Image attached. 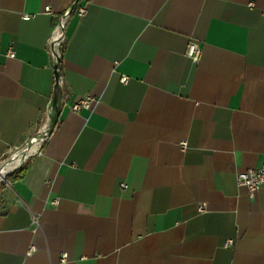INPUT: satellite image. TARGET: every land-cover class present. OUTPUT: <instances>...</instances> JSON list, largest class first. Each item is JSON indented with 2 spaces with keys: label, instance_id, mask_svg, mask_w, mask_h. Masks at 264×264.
<instances>
[{
  "label": "crops",
  "instance_id": "obj_1",
  "mask_svg": "<svg viewBox=\"0 0 264 264\" xmlns=\"http://www.w3.org/2000/svg\"><path fill=\"white\" fill-rule=\"evenodd\" d=\"M36 141L0 264H264V191L236 179L264 157V0H0V161Z\"/></svg>",
  "mask_w": 264,
  "mask_h": 264
},
{
  "label": "built area",
  "instance_id": "obj_2",
  "mask_svg": "<svg viewBox=\"0 0 264 264\" xmlns=\"http://www.w3.org/2000/svg\"><path fill=\"white\" fill-rule=\"evenodd\" d=\"M77 5V1L74 2L72 7L67 9L62 15H60L57 19V22L55 23L52 34L50 35L46 48L47 51L50 55V59L52 61L53 67L55 69V74H56V86L58 88H62V81L60 78V61L62 58V50H63V45L65 42V34H64V26L66 23V20L68 18V15L70 12L75 8ZM84 8L79 7L78 12L83 13ZM45 12L48 14H53V11L50 6L45 7ZM25 19H28V15H24ZM200 46L198 41L192 40L189 42L187 49H186V54L191 57L192 59H196L200 55ZM8 56H13L14 52L13 49L10 48L7 51ZM127 77L125 75L122 76V80L125 81ZM96 102V99L93 95L91 94H86L78 97L75 101H73L70 105L69 108L72 111H80L83 109H90L94 103ZM38 134V133H37ZM36 134V135H37ZM36 135H34L31 139H33ZM46 138V137H45ZM43 138V139H45ZM42 139V140H43ZM181 147H185V141L182 140L180 142ZM20 150L19 148L15 149L13 152H11V155H13L15 152ZM6 160V159H5ZM4 160L0 161L3 162ZM237 183L239 185H243L247 188L248 192L250 195H253L255 191L262 189L264 191V157L261 162V164L257 167H249L244 170L238 171L237 176ZM1 182L6 183L7 186L11 184L9 180L6 179V175L0 180ZM56 201H53L55 203ZM202 209V208H201ZM31 251V250H30ZM28 251V253H30ZM67 255L66 253H63L61 260L64 261L66 259Z\"/></svg>",
  "mask_w": 264,
  "mask_h": 264
},
{
  "label": "bare ground",
  "instance_id": "obj_3",
  "mask_svg": "<svg viewBox=\"0 0 264 264\" xmlns=\"http://www.w3.org/2000/svg\"><path fill=\"white\" fill-rule=\"evenodd\" d=\"M48 126V125H47ZM47 126L43 127L38 135V138L40 139L42 136V138L40 139V141L46 137V132H47ZM39 141V142H40ZM39 142H35L33 143L32 145L28 146V147H25V148H21L20 150H18L17 152H15L13 155L9 156L6 160H4L3 162L0 163V178L3 176V174L5 175L6 173H8L9 171H11L13 165H17L19 161V159L23 160L25 159L28 154L35 150V148L38 146ZM19 155H22L19 156ZM20 160V161H21ZM14 166V167H15Z\"/></svg>",
  "mask_w": 264,
  "mask_h": 264
},
{
  "label": "trees",
  "instance_id": "obj_4",
  "mask_svg": "<svg viewBox=\"0 0 264 264\" xmlns=\"http://www.w3.org/2000/svg\"><path fill=\"white\" fill-rule=\"evenodd\" d=\"M26 163L21 164L19 167L11 170L6 174V179L9 180L10 182L14 179L20 178L23 176L25 170H26Z\"/></svg>",
  "mask_w": 264,
  "mask_h": 264
},
{
  "label": "rangeland",
  "instance_id": "obj_5",
  "mask_svg": "<svg viewBox=\"0 0 264 264\" xmlns=\"http://www.w3.org/2000/svg\"><path fill=\"white\" fill-rule=\"evenodd\" d=\"M32 138V137H31ZM31 140V139H30ZM36 140V139H35ZM33 142H34V140H33ZM27 143V142H26ZM25 143V144H26ZM23 146H21V147H19V149H21ZM9 156H11V153L5 158V159H7ZM19 156H21L22 157V155H19ZM5 159H3V160H5ZM22 159V158H21ZM21 159H19V161L18 162H16V163H18L16 166L15 165H13V166H11L12 168V170L13 169H15V168H17V167H19L21 164H22V162L24 161V160H21ZM21 160V161H20ZM15 166V167H14ZM7 174V173H6ZM5 174V175H6ZM5 175H3V177L5 176ZM3 177H1L0 178V180L3 178ZM7 185H6V183H4V182H1L0 181V200L2 199V196H3V194L6 192V190H7Z\"/></svg>",
  "mask_w": 264,
  "mask_h": 264
},
{
  "label": "water",
  "instance_id": "obj_6",
  "mask_svg": "<svg viewBox=\"0 0 264 264\" xmlns=\"http://www.w3.org/2000/svg\"><path fill=\"white\" fill-rule=\"evenodd\" d=\"M57 115H58V113L56 112L54 115H52L50 117L49 122H48V126H47L46 136L49 135L50 132L52 131V128L54 127V125L56 123Z\"/></svg>",
  "mask_w": 264,
  "mask_h": 264
}]
</instances>
